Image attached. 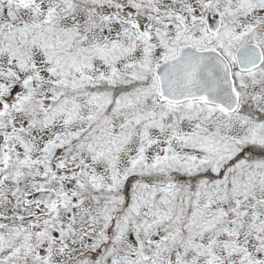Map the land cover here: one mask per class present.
Masks as SVG:
<instances>
[{
  "label": "snow or ice",
  "instance_id": "snow-or-ice-1",
  "mask_svg": "<svg viewBox=\"0 0 264 264\" xmlns=\"http://www.w3.org/2000/svg\"><path fill=\"white\" fill-rule=\"evenodd\" d=\"M0 264H264V0H0Z\"/></svg>",
  "mask_w": 264,
  "mask_h": 264
}]
</instances>
